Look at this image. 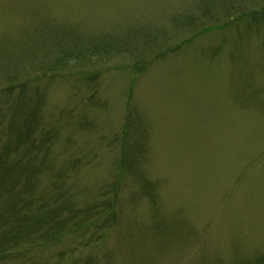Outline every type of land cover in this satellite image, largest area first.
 Returning a JSON list of instances; mask_svg holds the SVG:
<instances>
[{
    "label": "rangeland",
    "instance_id": "rangeland-1",
    "mask_svg": "<svg viewBox=\"0 0 264 264\" xmlns=\"http://www.w3.org/2000/svg\"><path fill=\"white\" fill-rule=\"evenodd\" d=\"M263 5L0 0L1 48L17 54L38 31L88 46L80 51L88 62L41 86V124L59 135L52 159L79 163L71 179L78 205L114 206V225L85 256L100 264L264 258V13L251 14ZM96 49L106 55L95 58ZM30 57L33 76L55 60L45 50ZM128 134L137 156L127 170ZM74 240L63 237L32 264Z\"/></svg>",
    "mask_w": 264,
    "mask_h": 264
},
{
    "label": "trees",
    "instance_id": "trees-1",
    "mask_svg": "<svg viewBox=\"0 0 264 264\" xmlns=\"http://www.w3.org/2000/svg\"><path fill=\"white\" fill-rule=\"evenodd\" d=\"M263 13L264 5L251 12L253 16ZM33 36H24L30 46L26 44L17 54L7 46L0 47V95L4 99L0 98V264L23 263L27 256L30 264L35 263V253L61 244L67 235L74 242L40 264H100L85 253L105 240L115 223L114 206L78 205L72 180L79 163L73 160L56 166L51 152L58 130L41 124L46 99V89L41 86L56 71L88 62V56L80 53L88 46L83 47L79 38L69 40L42 31ZM34 50L53 54L55 60L47 67L51 75L48 69L30 74ZM96 51L95 58L106 55ZM135 141L129 134L123 137L121 161L126 169L135 167ZM253 264H264V258Z\"/></svg>",
    "mask_w": 264,
    "mask_h": 264
}]
</instances>
